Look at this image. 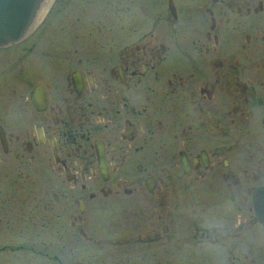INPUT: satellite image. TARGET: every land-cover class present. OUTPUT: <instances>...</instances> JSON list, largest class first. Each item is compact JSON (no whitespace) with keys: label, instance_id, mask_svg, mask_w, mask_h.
Returning <instances> with one entry per match:
<instances>
[{"label":"flooded vegetation","instance_id":"af4514ba","mask_svg":"<svg viewBox=\"0 0 264 264\" xmlns=\"http://www.w3.org/2000/svg\"><path fill=\"white\" fill-rule=\"evenodd\" d=\"M90 1L0 43V264H264V0Z\"/></svg>","mask_w":264,"mask_h":264},{"label":"water","instance_id":"95a60500","mask_svg":"<svg viewBox=\"0 0 264 264\" xmlns=\"http://www.w3.org/2000/svg\"><path fill=\"white\" fill-rule=\"evenodd\" d=\"M45 0H0V43L17 40L30 31L40 20ZM43 16V15H42ZM257 213L264 220V187L254 196Z\"/></svg>","mask_w":264,"mask_h":264},{"label":"rangeland","instance_id":"374dc122","mask_svg":"<svg viewBox=\"0 0 264 264\" xmlns=\"http://www.w3.org/2000/svg\"><path fill=\"white\" fill-rule=\"evenodd\" d=\"M101 2V1H100ZM61 3H62V0H54V2L52 3L50 9H49V16L47 17V19L42 23L41 26H43L48 18L51 16L52 12H56L57 10H59L60 6H61ZM98 5H99V0H92L90 1L89 3H86L85 4V10H88L89 12H95L97 9H98ZM106 10H108L107 7H104ZM45 15V13H44ZM45 17V16H44ZM44 17L41 16L40 20H42ZM25 203H28V201L26 200ZM22 210H20L18 212V214H21V225H22V228L24 230V232H22V234H37V241H40L38 236L40 234H44L43 232V227L41 226V222H40V219L39 217H36V218H33V219H28L27 216L24 214L25 210H27V207L26 208H23L21 207ZM25 209V210H23ZM27 227H25V226ZM26 228V229H25ZM10 234H12V232H10ZM37 245L39 246L40 244L37 243ZM36 264H46L44 262V260H40L39 258L36 259Z\"/></svg>","mask_w":264,"mask_h":264},{"label":"bare ground","instance_id":"6f19581e","mask_svg":"<svg viewBox=\"0 0 264 264\" xmlns=\"http://www.w3.org/2000/svg\"><path fill=\"white\" fill-rule=\"evenodd\" d=\"M49 1H50V0H45V1L43 2L42 8H41V10H40V15L38 16L37 19L41 18V16L45 13V11H46V9H47V7H48V3H49Z\"/></svg>","mask_w":264,"mask_h":264}]
</instances>
